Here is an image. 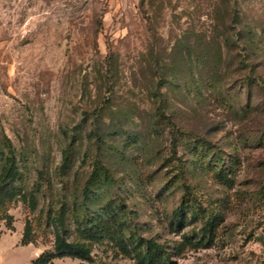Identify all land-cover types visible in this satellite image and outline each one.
I'll return each instance as SVG.
<instances>
[{
	"label": "rangeland",
	"instance_id": "374dc122",
	"mask_svg": "<svg viewBox=\"0 0 264 264\" xmlns=\"http://www.w3.org/2000/svg\"><path fill=\"white\" fill-rule=\"evenodd\" d=\"M201 34L242 35L213 82ZM11 154L27 199L7 206L0 264L53 252L50 217L87 189L112 230L84 240L93 264H136L131 235L177 264H264V0H0V189ZM98 167L111 183L86 189Z\"/></svg>",
	"mask_w": 264,
	"mask_h": 264
},
{
	"label": "trees",
	"instance_id": "16d2710c",
	"mask_svg": "<svg viewBox=\"0 0 264 264\" xmlns=\"http://www.w3.org/2000/svg\"><path fill=\"white\" fill-rule=\"evenodd\" d=\"M241 42V34H238L236 38L228 37L222 40L219 38L215 39L206 34H201L198 37L197 47L195 46L197 48L195 58L201 66L199 72L201 81L213 82L218 75V71H211L208 69L210 62H212L214 58H217L216 55L222 60L223 47H227L232 51L234 47H240V45H242L240 44ZM191 49L192 47L189 44L184 46L181 57L185 62L192 60ZM215 49H217V52H215ZM163 80H165L164 83L162 82L163 85L167 84L166 78ZM158 95L162 97L163 93L159 90ZM156 100H158L157 97ZM131 140L132 139H129L128 142H131ZM5 166L6 171L3 177V184L5 187L0 189V225L6 221L10 227L11 218L7 214L8 204L17 200L18 197L24 200L27 198L14 187L15 181L18 179V168L16 159L12 154L5 159ZM101 174H103L102 181L97 178V176ZM110 175L109 169L98 167L90 176L86 189L91 188V185L96 186L98 190L103 189L108 183H111L112 179L110 180ZM91 197H93V192L87 189L83 193V200L79 206L77 205L72 209L62 204L55 212L53 220L52 217H50L55 236L54 251L43 254L38 259V264H49L56 258L65 257L88 261L93 264L91 250L86 246L84 240L89 239L93 231H107L111 233L112 230L109 229L107 224L103 223V215L100 211L99 213H97L98 211L91 212L88 206L89 202H91ZM176 218L178 223H182L186 219L182 216V212L177 213ZM212 228L213 223H206L202 230L203 234L199 236L201 238H196L199 240L196 242L195 246L204 245L205 238L203 239L202 237L209 236ZM71 235H74L76 238L70 240ZM120 250L127 258L134 260L136 264H177L172 256V252L163 243L154 239H146L131 235L127 240H121Z\"/></svg>",
	"mask_w": 264,
	"mask_h": 264
}]
</instances>
